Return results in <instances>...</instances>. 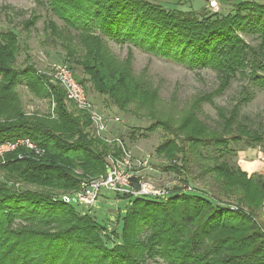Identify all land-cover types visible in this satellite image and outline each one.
<instances>
[{"label":"trees","instance_id":"trees-1","mask_svg":"<svg viewBox=\"0 0 264 264\" xmlns=\"http://www.w3.org/2000/svg\"><path fill=\"white\" fill-rule=\"evenodd\" d=\"M42 5L76 33L81 55L73 47L64 49L83 74L78 78L69 65L78 83L84 87L88 81L122 112L131 105L148 110L153 124L132 137L164 132L154 152L169 162L166 172L185 184L194 158L199 161L203 151L215 156L202 173L211 177L216 196L210 192L209 199L184 187L164 198L114 195L130 200L119 235L115 227L107 233L70 206L64 197L81 181L102 175L112 150L93 136L87 116L28 56L21 68L15 67L26 48L6 31L0 34V143L29 139L43 155L19 147L0 165V264H147L157 259L166 264H264V177L248 175L229 161L233 145L264 144L261 133L238 121L239 107L250 98L248 86L230 111L216 108L220 130L208 128L197 116L202 104H213L238 78L264 90V3L242 1L231 14L202 18L148 0H44ZM37 20L33 16L23 28L32 29ZM44 28L52 38L58 36L53 22ZM243 36L258 43L250 46ZM105 39L192 70L210 69L217 86L193 98L180 116L157 118L158 91L134 74L131 48L119 60ZM21 85L35 99L50 102L47 115L25 112L17 92Z\"/></svg>","mask_w":264,"mask_h":264},{"label":"rangeland","instance_id":"rangeland-1","mask_svg":"<svg viewBox=\"0 0 264 264\" xmlns=\"http://www.w3.org/2000/svg\"><path fill=\"white\" fill-rule=\"evenodd\" d=\"M148 1L160 4L166 10L190 11L199 18L215 13L219 16L231 14L234 12L235 5L242 1L264 3V0H236L233 6L226 4L223 6L224 8L219 7L216 11H213L214 9L211 11L209 9V0ZM42 2L44 0H0V34L6 31L14 32L18 36L20 48H26V50L20 51L15 67L21 68L24 65L26 56H28L36 70L41 73L47 72V68L51 64L67 63L72 67L74 74L78 78H83L80 68L67 58L64 49V46L73 47L80 54L82 49L79 47L75 31L67 30L63 23L54 17L46 6L42 5ZM192 6L195 9L199 7H202V9L195 11ZM35 15L38 16L35 26L30 30H25L23 23ZM48 21L53 22L57 26L58 36L56 38H52L50 30L44 28ZM243 39L250 46H255L258 43L253 36H243ZM105 41L110 51L119 60H124L127 57V48H131V63L134 74L143 80L147 79L152 87L158 91L159 100L155 104L157 118L163 120L170 116H180L188 108L193 98L210 93L217 86L216 75L210 69L192 70L170 60L141 51L139 48L129 44L117 43L106 39ZM47 79L49 80L48 77ZM245 85L248 86L250 98L239 107L238 121L261 133L264 138V90L248 85L247 81L242 78L233 81L222 95L215 97L213 104H202L197 114L199 120L210 129L220 130L216 108L230 111L240 99L241 89ZM84 87L88 98L100 112H104L109 118L113 116L119 119L118 123H112L109 126V131L124 141L126 147L136 157L149 156L151 170H145L141 175L153 186L167 192L172 191L175 187L188 186L191 189L189 193L200 194L209 199L212 196H216L211 177L202 173L204 166L212 163L211 161L215 157L209 151H203L202 158L199 161L194 158L195 162L191 166V172L185 176L186 183L183 184L182 177L165 171L169 162L158 157L154 152L157 145L164 139V132L161 129L152 134H147L145 138H140L138 134L132 137V132L146 130L153 124L147 117L148 110H137L134 105H131L128 112H122L107 97L95 93L88 81H84ZM17 92L26 113L47 115L50 112V102L35 99L23 85L17 88ZM68 107L70 110L75 111L71 105ZM101 142L109 146L113 151L116 149L115 145L111 146L103 141ZM230 149L232 150V155L229 161L232 165L238 166L248 175L257 174L264 177V144L255 148H247L245 144H238L231 146ZM206 157L208 158L206 159ZM173 163L177 162L173 161ZM224 202L232 204L231 201L225 200ZM69 204L94 219L108 231L107 233H110L111 229L115 227V234L119 235L121 218L128 209L130 200L116 199L114 194L102 192L98 200L90 207L82 206L73 201ZM232 206L234 207L233 204ZM147 264L166 263L157 259Z\"/></svg>","mask_w":264,"mask_h":264},{"label":"built area","instance_id":"built-area-1","mask_svg":"<svg viewBox=\"0 0 264 264\" xmlns=\"http://www.w3.org/2000/svg\"><path fill=\"white\" fill-rule=\"evenodd\" d=\"M49 78V83L59 86L65 95L66 100L83 114L90 122V130L94 137L113 146L116 149L110 152L105 159L104 173L96 178L81 181L78 189L64 197L67 203L73 201L82 206H92L102 192H109L119 196L152 197L164 198L170 192L157 189L142 174L145 170H151L149 156L136 157L126 147L124 141L109 131L112 123H118L117 117H107L100 112L94 103L88 98L84 87L76 81L69 64H51L47 72H43ZM23 147L35 157H41L40 150L29 139H20L14 143H0V165L4 163V156ZM186 191L191 189L185 186Z\"/></svg>","mask_w":264,"mask_h":264},{"label":"crops","instance_id":"crops-1","mask_svg":"<svg viewBox=\"0 0 264 264\" xmlns=\"http://www.w3.org/2000/svg\"><path fill=\"white\" fill-rule=\"evenodd\" d=\"M209 2H210V10L212 11L213 9V11H216V9H218L219 7L220 8H224L223 6L224 5H226V4H230V5H232L233 6V4H235V2H236V0H209ZM215 7H217V8H215ZM192 9L193 10H201L202 9V7L200 8H197V9H195V7L193 8V6H192Z\"/></svg>","mask_w":264,"mask_h":264},{"label":"water","instance_id":"water-1","mask_svg":"<svg viewBox=\"0 0 264 264\" xmlns=\"http://www.w3.org/2000/svg\"><path fill=\"white\" fill-rule=\"evenodd\" d=\"M64 201L66 202V201H67V199H64Z\"/></svg>","mask_w":264,"mask_h":264}]
</instances>
